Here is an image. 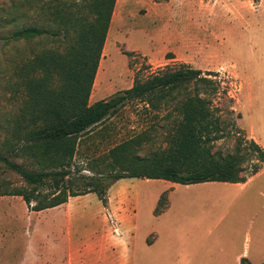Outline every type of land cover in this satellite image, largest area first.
<instances>
[{
	"label": "rangeland",
	"instance_id": "374dc122",
	"mask_svg": "<svg viewBox=\"0 0 264 264\" xmlns=\"http://www.w3.org/2000/svg\"><path fill=\"white\" fill-rule=\"evenodd\" d=\"M64 3L0 0V149L35 171L47 167L29 151L12 149L17 144L16 129L32 128L27 118L38 109L32 106L39 98H33L28 80L43 77L39 60L47 52H66L74 36L5 38L24 26L58 29L54 12ZM183 63L210 72L220 82L216 104L225 116L236 119L243 136L254 138L264 147V0H116L89 103L132 87L136 79L144 81L159 70ZM157 120L154 109L146 108L145 103L128 102L80 138L73 170L91 174L89 168L97 166L111 172V164L115 163L111 150L124 143L126 149L118 153L122 162L130 164L134 159L141 166L160 157L169 144L163 121L159 124ZM236 139L232 134L218 141L215 149L223 154L234 153ZM246 165L249 170L250 163ZM0 183L27 186L20 175L1 163ZM173 183L164 179H121L109 188L106 206L95 193H89L69 197L66 203L32 219L26 215L25 202L16 203L12 209L1 206L0 238L7 239L9 215L17 214L18 223L11 226V234H16L24 222L36 224L40 231L37 241L46 240V252L54 251V239H58L57 253L62 252L63 264H92L87 258L90 253L118 252V245L130 236L137 244L132 250L136 247L140 254L158 233L175 236L172 229H182L183 222L206 220L203 201L211 199L207 192L215 186ZM255 184L264 188V169ZM121 186L126 187V198L119 193ZM11 237L0 242L1 264L23 252L22 233L16 236L18 247L12 248ZM70 240L74 242L73 251L80 255L77 261L69 256Z\"/></svg>",
	"mask_w": 264,
	"mask_h": 264
},
{
	"label": "trees",
	"instance_id": "16d2710c",
	"mask_svg": "<svg viewBox=\"0 0 264 264\" xmlns=\"http://www.w3.org/2000/svg\"><path fill=\"white\" fill-rule=\"evenodd\" d=\"M115 2L65 0L54 12L58 29L24 26L5 38L10 41L73 35L74 41L66 52H47L39 60L44 76L28 80L33 98H39L32 104L38 109L27 118L32 128L24 131L19 126L15 132L17 144L12 149L29 151L48 169H28L0 149V163L27 183L25 187L0 183V196H21L31 211L54 208L69 197L89 193H95L106 206L109 188L125 178L164 179L185 185L243 183L264 167V147L254 138L243 136L236 119L225 116L216 104L220 82L210 72L189 64L159 70L144 81L136 79L122 92L89 103ZM56 82L60 83L55 86ZM134 100L154 109L159 124L163 121L169 147L160 157L146 163L140 160L141 166H137L134 159L130 164L120 161L119 150L126 149L127 144H119L111 150L115 158L111 172L97 166L89 168L91 174L74 171L80 138ZM232 134L237 136L234 153L223 154L215 149L218 141ZM241 264L250 262L243 258Z\"/></svg>",
	"mask_w": 264,
	"mask_h": 264
},
{
	"label": "crops",
	"instance_id": "0c3cea01",
	"mask_svg": "<svg viewBox=\"0 0 264 264\" xmlns=\"http://www.w3.org/2000/svg\"><path fill=\"white\" fill-rule=\"evenodd\" d=\"M263 169L264 167L243 183L222 181L196 183L215 186L207 192L212 195L211 199L203 201L206 220L183 222L182 229L175 227L172 229L175 236L167 235L166 232L163 235L158 233L154 239H147L143 253H137L136 247L132 250V245L137 244L131 242L134 236H130L122 245H118V252L99 251L90 253L91 256L87 258L92 264H241L243 258H247L250 264H262L264 262V188L256 187L255 182L261 176ZM125 188L121 186L119 193L126 198L128 192ZM22 202L25 201L21 196H0V207L12 209L16 203ZM25 205L28 210L26 215L31 219L33 215L39 216L44 211H30L26 203ZM216 211L218 213L213 214ZM187 217L193 218V216ZM16 218H18L17 214L9 215L7 239L12 236V248L18 247L19 238L16 236L21 232L24 248L21 255L13 256L5 264H63L62 252L57 253L58 239H54V251L46 252V240L37 241L40 231L37 230L39 226L36 224L24 222L19 225L16 234H11L13 231L11 226H15ZM126 227H129V221ZM7 239L0 238V242ZM73 244L72 240L68 242L71 250L69 256L72 261H77L80 255L73 251Z\"/></svg>",
	"mask_w": 264,
	"mask_h": 264
}]
</instances>
